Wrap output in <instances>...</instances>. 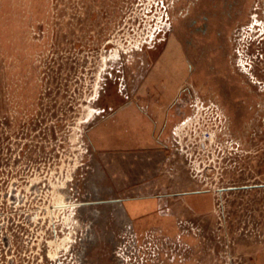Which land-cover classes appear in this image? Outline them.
I'll use <instances>...</instances> for the list:
<instances>
[{"label":"rangeland","instance_id":"obj_1","mask_svg":"<svg viewBox=\"0 0 264 264\" xmlns=\"http://www.w3.org/2000/svg\"><path fill=\"white\" fill-rule=\"evenodd\" d=\"M166 2L0 0V264H264V108L231 134L192 102L159 138Z\"/></svg>","mask_w":264,"mask_h":264},{"label":"flooded vegetation","instance_id":"obj_2","mask_svg":"<svg viewBox=\"0 0 264 264\" xmlns=\"http://www.w3.org/2000/svg\"><path fill=\"white\" fill-rule=\"evenodd\" d=\"M165 1L162 73L167 82L180 84L172 105L183 106L165 111L159 138L164 140L173 118L185 116L193 104L211 109L213 132L255 131L254 115L264 108L256 92L260 87H253L255 80L241 73L244 63L235 54L240 53L241 36L264 37L259 26L264 0H177L175 7Z\"/></svg>","mask_w":264,"mask_h":264},{"label":"crops","instance_id":"obj_3","mask_svg":"<svg viewBox=\"0 0 264 264\" xmlns=\"http://www.w3.org/2000/svg\"><path fill=\"white\" fill-rule=\"evenodd\" d=\"M111 125V124H110ZM113 126V125H112ZM137 139H140L141 137H139V135H137ZM118 138V133L117 131L114 129L113 132H108L104 134L103 136V143L108 144L111 141L116 142ZM136 146H138V142H135Z\"/></svg>","mask_w":264,"mask_h":264},{"label":"bare ground","instance_id":"obj_4","mask_svg":"<svg viewBox=\"0 0 264 264\" xmlns=\"http://www.w3.org/2000/svg\"><path fill=\"white\" fill-rule=\"evenodd\" d=\"M72 204V203H71Z\"/></svg>","mask_w":264,"mask_h":264},{"label":"water","instance_id":"obj_5","mask_svg":"<svg viewBox=\"0 0 264 264\" xmlns=\"http://www.w3.org/2000/svg\"><path fill=\"white\" fill-rule=\"evenodd\" d=\"M175 104V103H174Z\"/></svg>","mask_w":264,"mask_h":264}]
</instances>
